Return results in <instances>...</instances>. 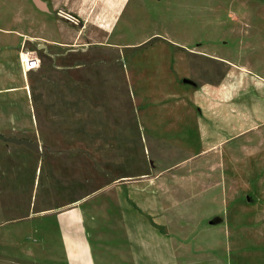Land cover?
Here are the masks:
<instances>
[{
	"label": "rangeland",
	"instance_id": "obj_1",
	"mask_svg": "<svg viewBox=\"0 0 264 264\" xmlns=\"http://www.w3.org/2000/svg\"><path fill=\"white\" fill-rule=\"evenodd\" d=\"M36 1L0 0L3 46L19 56L32 51L40 60L27 73L36 128L13 129L21 123L13 113L26 103L23 97L0 106V134L39 147L0 140V264H71L74 254L58 220L85 221L75 229L82 258L88 239L98 264H135L137 228L130 222L139 213L120 206L129 186L120 196L108 187L182 161L188 164L158 181L185 188L163 213L170 221L157 227L158 264H264V164L255 165L251 178L234 180L224 146L203 155L217 160L203 165V173L214 167L210 174L193 178L191 170L178 183L172 175L192 169L198 143L156 145L142 130L135 101L138 94H168L176 84H217L228 76L226 61L248 54L236 52V45L245 38L251 48L253 37L242 34L264 28V0H126L104 44H96L91 28L78 40L60 42L59 29L63 38L69 35L57 25L61 14ZM206 44L222 46L226 61L199 48ZM259 47L251 63L264 67ZM109 200L114 213L106 211ZM218 212L225 222L210 226Z\"/></svg>",
	"mask_w": 264,
	"mask_h": 264
},
{
	"label": "crops",
	"instance_id": "obj_2",
	"mask_svg": "<svg viewBox=\"0 0 264 264\" xmlns=\"http://www.w3.org/2000/svg\"><path fill=\"white\" fill-rule=\"evenodd\" d=\"M42 1L46 4L48 12L51 13V8L54 7V10L61 14L57 25L59 26L61 22L69 31L67 38H63L58 30L60 42L80 39L91 28L94 30L92 35L96 39V44H99L98 42L104 44L108 40L111 30L120 19L128 2L126 0ZM34 3L42 5L41 0ZM38 10L43 13L47 12ZM76 23L80 24V28L76 27ZM242 36L253 37L252 44L250 48L246 45L245 38V40H240L241 43L236 45V52L248 54L246 57L239 55L236 61L233 58L226 61L222 52L223 47L220 45L199 46L202 51L214 52L216 59L231 63L230 73L219 83L176 84L177 87H173L174 89L168 94L159 92L150 94V97L138 94L135 98L142 130L151 133V139L155 140L156 145L165 144L168 147L175 146L183 149L192 141L198 143L199 150L194 155L198 158L191 161L193 162L192 169L187 174L172 175L178 183L189 179L191 170L197 174L193 178L197 176L200 179L210 174L214 167L210 166L209 172L203 173V165L217 163V160L212 161L215 158L202 159V157L224 146H229L227 154L230 158L231 174L234 180L251 178L255 165L264 164V67L251 63L256 58L255 52H258L259 46L264 52V28L249 30ZM4 42L0 40V106H11L16 97L26 99V103L19 106L20 111L13 113L17 117L20 116L18 118L21 120V123L13 129L32 132L36 128V122L30 104L27 102V92L29 93L27 73L20 64L19 52L8 50L6 46H3ZM23 42H25L24 39ZM184 70L182 69V72ZM174 79L173 74L172 82L176 83ZM184 163L186 161L178 162L159 174H155L154 167H151L149 174H142L135 181L127 180L120 186L108 187L109 191L113 190L115 196H120L124 193L123 186H129L127 188L128 197L120 206L139 213V215L134 214L130 222L137 228L134 248L135 264H158L160 262L158 244L162 236L157 227L165 226L170 221L163 213L169 205L173 204L176 195L185 192V188L176 189L173 185L169 186L170 184H166L165 187V184L158 181L166 174L167 176L171 174V171L174 172L175 167H184L188 164ZM236 196L237 198L243 197L239 192ZM252 196L254 195H249L247 199L251 200ZM106 208L109 213H114L116 210L111 200L108 201ZM224 222L225 217L218 212L210 218L209 225L217 226ZM83 224L85 221L79 220L55 222L61 237L62 235V238L65 237L69 249L74 254L71 264H98L94 257V249L88 239L83 249L86 256L81 257L78 244L79 233L75 229L84 226ZM86 259L87 262H85ZM163 259H169V256H162L161 261Z\"/></svg>",
	"mask_w": 264,
	"mask_h": 264
},
{
	"label": "built area",
	"instance_id": "obj_3",
	"mask_svg": "<svg viewBox=\"0 0 264 264\" xmlns=\"http://www.w3.org/2000/svg\"><path fill=\"white\" fill-rule=\"evenodd\" d=\"M20 63L25 73L33 71L40 67V60L32 51H23L20 53Z\"/></svg>",
	"mask_w": 264,
	"mask_h": 264
},
{
	"label": "water",
	"instance_id": "obj_4",
	"mask_svg": "<svg viewBox=\"0 0 264 264\" xmlns=\"http://www.w3.org/2000/svg\"><path fill=\"white\" fill-rule=\"evenodd\" d=\"M0 140L4 142H8V143H13L16 145H25L28 148L36 150V151H38L39 149V147L35 143H33L32 141L28 139H19L17 137H7L5 135L0 134Z\"/></svg>",
	"mask_w": 264,
	"mask_h": 264
},
{
	"label": "bare ground",
	"instance_id": "obj_5",
	"mask_svg": "<svg viewBox=\"0 0 264 264\" xmlns=\"http://www.w3.org/2000/svg\"><path fill=\"white\" fill-rule=\"evenodd\" d=\"M68 4H69V3H68ZM61 26H62V24H61ZM61 26H60V27H61ZM59 30H60V29H59ZM77 40H78V39H77ZM70 45H71V44H70Z\"/></svg>",
	"mask_w": 264,
	"mask_h": 264
}]
</instances>
